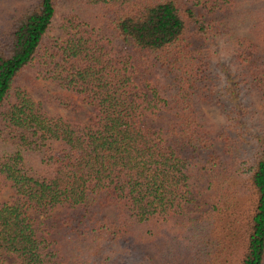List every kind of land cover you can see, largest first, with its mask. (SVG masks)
<instances>
[{"label":"trees","instance_id":"trees-1","mask_svg":"<svg viewBox=\"0 0 264 264\" xmlns=\"http://www.w3.org/2000/svg\"><path fill=\"white\" fill-rule=\"evenodd\" d=\"M2 187L0 264H264V0H0Z\"/></svg>","mask_w":264,"mask_h":264},{"label":"rangeland","instance_id":"rangeland-1","mask_svg":"<svg viewBox=\"0 0 264 264\" xmlns=\"http://www.w3.org/2000/svg\"><path fill=\"white\" fill-rule=\"evenodd\" d=\"M1 4L6 8V10L12 11L14 6L19 5V2L8 3V4L2 2ZM49 34L53 35L56 38H59L64 34V30L61 27H59L58 23H53L49 31ZM43 107L46 109L48 115L55 112V108L47 103H43ZM61 111H64V110L61 109ZM212 115L211 117H213V120H215V122H218L220 120L219 116H214V115L212 116ZM9 196H10L9 188L2 187V191L0 192V200H3V201L8 200ZM4 264H9V263H4Z\"/></svg>","mask_w":264,"mask_h":264}]
</instances>
